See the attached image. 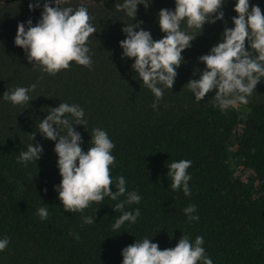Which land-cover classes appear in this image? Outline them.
Returning a JSON list of instances; mask_svg holds the SVG:
<instances>
[{
    "label": "trees",
    "instance_id": "1",
    "mask_svg": "<svg viewBox=\"0 0 264 264\" xmlns=\"http://www.w3.org/2000/svg\"><path fill=\"white\" fill-rule=\"evenodd\" d=\"M29 2L0 0V95L36 84L29 104L0 99V238L9 241L0 251V264H121V249L136 239L147 237L162 250L183 235L190 241L201 236L213 264H264V77L248 103L223 111L213 107L215 90L196 101L185 85L204 68L198 57L220 39L224 27L233 26L234 0L222 6L223 21L206 22L182 51L172 89H163L155 109L156 98L134 78L132 59L122 58L118 42L124 39V24L132 22H142L153 39L161 38L157 13L173 9L174 0H152L147 9L138 5L133 21L115 10L121 0H67L64 6L87 9L95 28L86 41L91 64L72 61L55 74L32 66L13 43L18 22L30 18L35 24L40 17L42 6L30 11ZM253 4L264 14V0H250L249 7ZM60 102L84 110L85 126H75L83 151L93 128L111 139L110 176H123L127 190L141 196L124 209H140L135 223L125 222L114 232L111 225L121 212L107 197L81 212L63 210L53 189L61 179L55 142L39 132L31 140L39 118ZM31 142L42 146V155L22 165L16 158ZM180 159L192 162L186 170L188 196L172 190L166 177V165ZM189 204L195 205L198 220L189 221L183 213ZM39 207L47 209L46 219L36 214ZM82 216L94 217V223H83Z\"/></svg>",
    "mask_w": 264,
    "mask_h": 264
},
{
    "label": "clouds",
    "instance_id": "2",
    "mask_svg": "<svg viewBox=\"0 0 264 264\" xmlns=\"http://www.w3.org/2000/svg\"><path fill=\"white\" fill-rule=\"evenodd\" d=\"M152 0H121L115 2L117 12L133 18L137 15V6L148 8ZM227 0H174V8L159 9L156 22L164 34L153 39L149 30L140 27V23L124 24L121 31L124 39L118 42L122 49V58L132 59L131 70L135 79L154 95L156 103L164 88L172 89L177 68L183 61L182 51L191 46L193 39L203 31L205 23L224 20L222 6ZM67 0H30L29 10L40 8V17L33 24L29 18L18 22L13 43L23 49L27 61L32 66L39 65L42 72L55 74L67 68L74 61L79 65L90 66V50L86 41L95 32L89 22L90 17L84 6H64ZM250 0H234L232 27H224L220 39L211 46L206 54L198 57L204 64L198 78H190L185 84L196 101L215 90L212 96L213 107L221 111L239 104L248 103V97L258 82L264 77V14L261 7ZM181 24L184 27H181ZM247 45V47H246ZM196 70L193 75L195 76ZM36 84L28 87L17 86L6 90L0 99L12 105L29 104V93ZM84 110L78 104L60 102L56 107H49L47 115L36 122V131L31 133V140L36 133L54 141L53 151L57 156L56 167L61 177L53 189L67 212H81L90 202H100L105 197L116 202L113 210L121 214L115 218L111 228L115 232L125 223H135L140 209L124 210L126 204H138L141 196L137 191H128L123 176H110L109 166L114 167L115 157L111 150L114 144L101 128H93L90 133L87 151L81 148L82 137L75 130L76 125L85 126ZM43 148L39 143L27 145L20 151L17 162L26 165L38 161ZM191 160L180 159L167 164L166 177L171 178L172 190H181L190 195V174L187 169ZM114 186L116 191L110 188ZM46 191V189H45ZM124 199H120V197ZM189 221L198 220L194 215L195 205L189 204L183 210ZM36 214L46 219L48 211L39 207ZM83 223H94V217L82 216ZM78 238V237H77ZM9 241L0 238V251ZM203 238L194 240L183 235L174 247L160 249L157 243L145 237L135 240L121 249V264H213L202 247Z\"/></svg>",
    "mask_w": 264,
    "mask_h": 264
}]
</instances>
